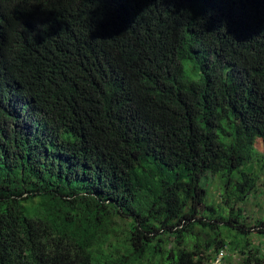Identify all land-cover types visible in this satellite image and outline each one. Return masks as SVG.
Instances as JSON below:
<instances>
[{"label":"trees","instance_id":"16d2710c","mask_svg":"<svg viewBox=\"0 0 264 264\" xmlns=\"http://www.w3.org/2000/svg\"><path fill=\"white\" fill-rule=\"evenodd\" d=\"M257 139L264 0H0V264H263Z\"/></svg>","mask_w":264,"mask_h":264},{"label":"rangeland","instance_id":"374dc122","mask_svg":"<svg viewBox=\"0 0 264 264\" xmlns=\"http://www.w3.org/2000/svg\"><path fill=\"white\" fill-rule=\"evenodd\" d=\"M255 148L258 153L264 152V143L261 139L256 140ZM257 159L258 156L255 155L252 160L253 168L256 171H259V179L257 181L256 187L245 198L244 201L238 202L236 204L232 202L231 205L233 206L234 210L239 208L241 209L240 224H236L240 229L246 232L249 242L248 247L253 248L252 252L256 251L255 248H259V254H264V225L258 223L259 220H264V167L259 168L261 163ZM204 186L207 191V197L204 203L199 206L198 216L203 217L209 215V213H211L209 207H212L216 210V215H226L230 211V208L224 202L223 187L219 177L212 175L211 173H206ZM194 233L198 235L202 234L199 231V227L194 228ZM223 251L225 257L220 262H216L214 264H238L243 257V255L239 252H234L227 248H225ZM107 253L111 254L112 251L107 249Z\"/></svg>","mask_w":264,"mask_h":264},{"label":"built area","instance_id":"2783aa9c","mask_svg":"<svg viewBox=\"0 0 264 264\" xmlns=\"http://www.w3.org/2000/svg\"><path fill=\"white\" fill-rule=\"evenodd\" d=\"M223 256H224V251L222 250L216 256L215 260L213 261V264L216 263V262H220L223 259Z\"/></svg>","mask_w":264,"mask_h":264}]
</instances>
